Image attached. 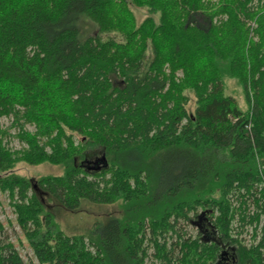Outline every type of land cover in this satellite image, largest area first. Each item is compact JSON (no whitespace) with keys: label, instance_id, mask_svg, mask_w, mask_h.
I'll return each mask as SVG.
<instances>
[{"label":"trees","instance_id":"16d2710c","mask_svg":"<svg viewBox=\"0 0 264 264\" xmlns=\"http://www.w3.org/2000/svg\"><path fill=\"white\" fill-rule=\"evenodd\" d=\"M0 192L38 264H264V0H0ZM47 198L120 216L68 236ZM4 232L0 264H26Z\"/></svg>","mask_w":264,"mask_h":264},{"label":"rangeland","instance_id":"374dc122","mask_svg":"<svg viewBox=\"0 0 264 264\" xmlns=\"http://www.w3.org/2000/svg\"><path fill=\"white\" fill-rule=\"evenodd\" d=\"M136 14L137 21L140 22L147 15L145 9L133 7ZM83 21L80 22L82 31L85 35H95L97 32V26L87 17H83ZM251 83L247 85L248 92L252 91ZM225 94L235 98L237 106L249 112L251 106L248 105L243 87L238 83L237 80L226 78L225 79ZM189 109L194 110L195 103L194 99L189 103ZM1 122L4 126H7L10 121L7 118H2ZM30 130H33L32 126H29ZM13 137L9 141V146L14 150L23 149L26 146L25 143L21 142L17 135V130L13 129L11 131ZM15 135V136H14ZM93 159L87 158L85 166L89 170H95L96 165L91 164ZM262 164V163H261ZM262 169V167L260 168ZM14 172L19 175H24L27 178L39 179L45 175H60L63 173L62 165H52L49 163H42L39 165H28L26 163H20L14 169ZM120 202L116 203H94L88 199H83L78 209L74 211L66 210L57 201L52 198H47L44 203V207L47 212H49L55 222L58 224L59 228L63 231L65 235L75 236V235H88L90 231L95 226H103L108 220L113 217L120 216ZM0 222L5 225V232L3 239L9 238L11 241L17 239L23 240V244L17 245V249L23 257L26 264H38L37 259L34 257L32 250L26 243L22 231L16 221V214L14 207L11 203L9 195L7 192H0ZM188 234L196 235V229L192 225L185 226ZM249 239H247L248 241Z\"/></svg>","mask_w":264,"mask_h":264},{"label":"built area","instance_id":"2783aa9c","mask_svg":"<svg viewBox=\"0 0 264 264\" xmlns=\"http://www.w3.org/2000/svg\"><path fill=\"white\" fill-rule=\"evenodd\" d=\"M252 27H255L254 23L252 24ZM249 99H250L249 105L255 107V99L253 96V92L251 90H249ZM252 113H253V110H251V113H250L251 116H252ZM250 123H251L250 126L252 127L253 124L251 120H250Z\"/></svg>","mask_w":264,"mask_h":264},{"label":"bare ground","instance_id":"6f19581e","mask_svg":"<svg viewBox=\"0 0 264 264\" xmlns=\"http://www.w3.org/2000/svg\"><path fill=\"white\" fill-rule=\"evenodd\" d=\"M252 92H253V91H252ZM251 110H253V106H251L250 112H251Z\"/></svg>","mask_w":264,"mask_h":264}]
</instances>
